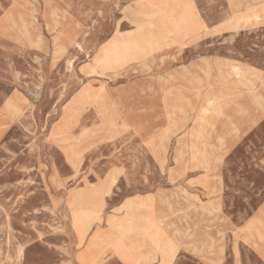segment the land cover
I'll use <instances>...</instances> for the list:
<instances>
[{
  "label": "rangeland",
  "instance_id": "1",
  "mask_svg": "<svg viewBox=\"0 0 264 264\" xmlns=\"http://www.w3.org/2000/svg\"><path fill=\"white\" fill-rule=\"evenodd\" d=\"M253 223L264 0H0V264H264Z\"/></svg>",
  "mask_w": 264,
  "mask_h": 264
},
{
  "label": "bare ground",
  "instance_id": "2",
  "mask_svg": "<svg viewBox=\"0 0 264 264\" xmlns=\"http://www.w3.org/2000/svg\"><path fill=\"white\" fill-rule=\"evenodd\" d=\"M149 5V4H148ZM145 7V6H144ZM144 7H141L138 11H136V13H138V14H142L143 16H146V18H148V22L146 23V26H151V25H156L155 23H153L151 20H153L154 19V15H155V13L153 12V11H151V10H148V9H145ZM186 8V7H185ZM184 12V11H183ZM186 13H187V11H186ZM188 14H186V15H183V19L182 20H180L181 22H179L177 25H179V27L181 26V28L178 30V31H181V30H184L185 32H189V33H193V32H197L198 30H200L202 27H203V25H202V23L200 22V21H198V20H191L190 18H188L189 16H187ZM185 19V20H184ZM160 25H162L163 26V30H167L168 28H165V26H167L164 22L163 23H160V24H158V25H156V26H160ZM135 42V41H134ZM145 44L144 45H146V47L147 48H150L151 47V43H147V42H145V41H143ZM142 44V43H141ZM138 50V49H137ZM127 56V55H126ZM126 59V58H125ZM69 65H70V63H68ZM91 70L92 71H95L96 69L93 67V66H91ZM9 101V100H8ZM258 102V104H259V101H257ZM7 103V102H6ZM8 104V103H7ZM8 106V105H7ZM10 106V105H9ZM11 108V107H10ZM14 108H12V110H13ZM11 110V109H10ZM9 109H8V111H10ZM17 111V110H16ZM14 112V111H13ZM16 112H14L13 114H15ZM105 183V182H104ZM103 184V183H102ZM108 184V183H107ZM108 186H109V184H108ZM107 186V187H108ZM101 187V186H100ZM105 187V186H104ZM97 188V187H96ZM110 189V188H109ZM89 191V190H88ZM91 191V190H90ZM109 192V191H108ZM97 193H98V191H97ZM99 194V193H98ZM101 194V193H100ZM106 194H108V193H106ZM103 197V196H102ZM100 198V197H99ZM83 199V198H82ZM94 199V198H93ZM93 199H92V201H93ZM102 201V200H101ZM95 202V201H94ZM102 203V202H101ZM91 204H92V202H91ZM97 204V203H96ZM100 204V203H99ZM103 205V204H102ZM90 208V207H89ZM101 209V208H100ZM97 210V209H96ZM124 211H126V210H124ZM91 212V211H90ZM97 213V212H96ZM95 213V214H96ZM131 213V212H130ZM88 214H90V213H88ZM86 218V217H85ZM94 218H97V217H94ZM88 224H89V220H83V221H81V226H82V228H85V227H87L88 226ZM262 224V223H261ZM250 226V225H249ZM145 227V226H144ZM248 227V226H247ZM256 227H257V224H255V223H253V225L251 226V229L249 230V232H251V235L254 237V238H256L258 241L259 240H263L264 239V234L262 233V231H260L259 232V230L258 229H256ZM143 228V227H142ZM115 231V230H114ZM141 232V231H140ZM133 234H135V233H133ZM161 234V233H160ZM139 235H141V234H139ZM142 237V236H141ZM144 238V237H143ZM140 241V240H139ZM116 242H118V241H116ZM122 242V241H121ZM141 243V242H140ZM114 244V243H113ZM137 244V243H136ZM138 244H139V242H138ZM142 244V243H141ZM140 245V244H139ZM114 246V245H113ZM134 247V246H133ZM141 247H143V245L141 246ZM135 248L137 249V246H135ZM107 249H109V248H107ZM139 249V248H138ZM147 253V252H146ZM150 252H148V254H149ZM170 255V254H169ZM171 255H172V253H171ZM145 256V255H144ZM150 256V255H149ZM155 257V256H154ZM136 258H138V257H136ZM147 258H149V257H147Z\"/></svg>",
  "mask_w": 264,
  "mask_h": 264
},
{
  "label": "crops",
  "instance_id": "3",
  "mask_svg": "<svg viewBox=\"0 0 264 264\" xmlns=\"http://www.w3.org/2000/svg\"><path fill=\"white\" fill-rule=\"evenodd\" d=\"M102 228H105L106 227V223H102L101 224ZM91 237V234H89L86 238L85 241H88ZM166 238V236H165ZM96 241V240H95ZM125 243V240L123 241ZM169 245H171V243H167ZM135 254H137L138 256H140L141 254H143V252H140V250L138 252H135ZM105 256H107V258L109 259V261H113L115 264H126L123 259L119 256L118 253L116 252H113L112 250L110 249H106L104 250L103 252L101 253H96L95 254V258H94V264H106L105 262ZM157 258V257H156ZM80 264L78 263L77 261L73 262V264ZM144 264V263H143Z\"/></svg>",
  "mask_w": 264,
  "mask_h": 264
}]
</instances>
